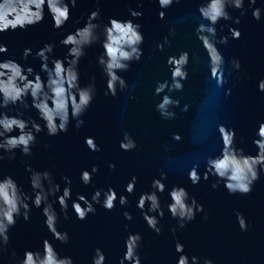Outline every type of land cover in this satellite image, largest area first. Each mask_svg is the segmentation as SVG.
I'll return each mask as SVG.
<instances>
[{
  "label": "water",
  "instance_id": "1",
  "mask_svg": "<svg viewBox=\"0 0 264 264\" xmlns=\"http://www.w3.org/2000/svg\"><path fill=\"white\" fill-rule=\"evenodd\" d=\"M137 2L100 0L97 4L95 0H77L76 7L70 9L69 21L59 31H53L45 14L44 21L35 27L0 35V43L8 48L7 56L33 67L34 71L39 70V61L31 56L26 62L21 61L22 50L30 47L34 53L44 43H52L55 45L53 57L63 58L67 49L61 47L58 41L75 27L83 26V21L80 25H73L74 19L81 15L86 18L88 12L97 7L100 9L101 24L106 23L109 17L129 19L128 9L141 11V18L133 22L141 24L144 35L141 60L132 63L128 71L118 73L126 81L124 92H118L115 98L104 95V77L95 63L101 50L98 45L87 48L78 65L80 84L84 86L94 78L96 96L81 117L84 120L82 127L74 129V122H70L68 131L55 137H47L41 132L36 137L31 157H23L16 151L13 160L0 162V176L11 175L25 191L29 190L28 173L24 171L27 164L37 171H51L54 182L61 188L64 183L60 177H69L72 199L76 194L90 198L94 189L110 186L117 192L116 206L106 212L97 205L94 215L78 221L71 212L70 200L68 220L60 217L57 223L58 230L69 234L66 245L52 241L44 228L40 210L33 208L27 222L18 219L9 229L7 251L0 256V264H11L9 253L13 250L18 258H22L25 250L38 249L43 239L52 242L60 256H70L74 264H90L95 248L103 251L106 264H117L123 254L125 224L129 232L139 233L142 237L139 248L141 264H175L174 240L183 244L184 254L210 259L213 264H264V177L253 184L247 196H230L222 184L213 190L210 185L214 179L211 177L208 181L201 180L196 186L187 180L190 168L197 166L198 174L203 175L205 160L218 154L221 147L216 132L218 124L233 128L237 146L248 154H255L251 142L253 133L258 124L264 122V94L256 89L257 82L264 78V11L258 22L252 20L250 10L240 16L238 10L228 9L233 18L240 17V23L223 20L217 23V40L220 35H227L229 26L240 31L239 39H229L225 45L217 44L225 59L222 78L228 72L230 59L238 58L241 63L240 72H232L227 76V83L217 88L208 76L206 53L194 35L196 26L202 23L197 7L203 0H181L180 4L165 10L163 20L156 18L158 8L154 0H143L141 8L136 7ZM244 7H248L247 0ZM254 7H261V0H257ZM169 29L176 35L168 36ZM165 37L169 43L162 51H157L156 44H163ZM180 51L189 53V75L183 90L171 95L180 101V107L187 104L188 111L173 109L176 118L163 120L154 110L160 97H154L152 93L157 81L168 78L164 66L167 56ZM193 57L196 59L193 60ZM41 77L43 79L42 73ZM225 89L231 90L227 97L224 96ZM22 115L25 119L36 118L31 109ZM125 131L137 145L130 152H122L118 148V141ZM173 133L181 136L180 142L171 140ZM87 136L95 138L99 152H89L85 148L83 141ZM109 163L115 164L112 171L108 169ZM93 165L98 171L91 183L83 186L78 179L79 173L82 169L90 170ZM160 172L167 176L164 181L166 190L160 197L162 207L168 202L167 189L177 185L185 187L190 196L203 205L204 212L180 229L165 211L159 222L161 233L156 235L146 227L135 204L138 195L149 190L151 180L159 178ZM133 175L137 177L135 190L127 196L128 204L121 208L119 195H127L123 193V188ZM124 211L131 214L130 221L123 219ZM236 212H240L249 225L244 232L236 224ZM170 229H176L174 235Z\"/></svg>",
  "mask_w": 264,
  "mask_h": 264
},
{
  "label": "clouds",
  "instance_id": "2",
  "mask_svg": "<svg viewBox=\"0 0 264 264\" xmlns=\"http://www.w3.org/2000/svg\"><path fill=\"white\" fill-rule=\"evenodd\" d=\"M99 2L100 0H95V3ZM154 2L158 8L156 18L163 20L165 10L174 4H180L181 0ZM256 4L257 0H247L248 7L245 9V0H203L197 7L202 23L196 26L194 35L206 53L208 76L214 80L217 88L227 83V76L232 72H240L241 63L238 58L230 59L228 72L222 78L225 59L217 44L225 45L229 39H239L240 31L229 26L227 35H220L217 40L216 25L221 20L231 21L232 24L240 23V17L233 18L228 9L238 10L240 16L250 10L252 20L261 21L264 0H261V7H254ZM76 5L77 0H0V35L6 32H23L35 27L44 21L45 14L53 31H59L69 21L70 9ZM142 6L143 0H138L136 7ZM99 16L100 9L97 7L89 11L86 18L81 15L72 21L73 25H80L83 21V26L75 27L58 41L61 47L67 49L63 58L53 57L55 45L52 43H44L34 53L32 48L25 47L20 54V60L26 62L30 56L38 60V71L7 56V45L0 43V162L5 159L13 160L16 151L23 157H31L32 147L41 132L47 137H55L66 133L70 122H74V129L82 127L84 120L81 117L96 96L94 78L84 86L80 84L78 65L87 48L98 45L101 50L95 58V63L104 77V95L115 98L118 92L126 90V81L118 73L128 71L130 65L139 62L143 55L142 26L133 22L141 18L142 12L128 9L129 19L109 17L103 24L99 22ZM175 35L176 33L169 29L168 36ZM168 43V38L165 37L163 44H156V50L162 51ZM188 64L187 51L169 55L165 60L168 78L162 82L157 81L152 93L154 97H160L154 110L163 120L176 118L173 109L188 111L187 104L180 107V101L173 99L171 95L183 90L184 81L189 75ZM256 89L264 94V78L257 82ZM230 91L225 89L224 96L230 95ZM13 109L16 111L13 112ZM29 109L36 113L35 119L23 118L22 113ZM14 132L15 135L12 134ZM216 132L221 145L218 154L205 160L203 175L198 174L197 166L190 168L187 180L192 186H196L201 180L208 181L211 177L214 179L210 185L213 190L222 184L230 196H247L253 184L264 177V122H260L253 133L251 142L256 150L254 155L237 146L233 128L218 124ZM171 140L178 143L181 136L173 133ZM83 143L89 152L100 151L92 136L85 137ZM136 147V142L129 133L123 132L118 141L119 150L130 152ZM114 168L115 164H108L109 171ZM24 171L28 173V191L18 185L11 175L0 176V256L5 255L7 251L9 229L18 219L27 222L33 208L40 210L44 228L52 241L66 245L69 242V234L58 230L57 223L60 217L68 220L70 200L71 212L78 221H84L87 216L94 215L97 205L106 212L116 206L117 192L110 186L106 189H94L90 198L76 194L75 199H72V181L69 177H60L64 183L61 188L60 184L54 182L52 172L48 169L37 171L26 164ZM97 171L95 165L91 166L90 170L82 169L78 177L79 182L88 186ZM166 179V174L160 172L159 178L154 177L151 180L149 190L138 195L135 204L146 227L156 235L161 233L159 222L163 219L165 211L180 229L193 221L197 214L204 212L203 205L199 204L194 196H190L185 187L177 185L167 189L168 202L162 207L160 197L165 193ZM136 183L137 177L133 175L125 184L123 193L127 195L121 194L118 198L121 208L128 204L127 196L133 194ZM122 216L125 221L132 219L128 211L122 212ZM204 218H207L206 213ZM235 220L241 232L249 227L240 212L235 213ZM124 230L126 236L123 239V254L117 264H141L139 248L142 237L139 233L129 232L127 224L124 225ZM170 231L174 235L176 229ZM174 251L177 257L175 264H213L210 259L184 254L183 244L176 240ZM9 260L11 264H74L70 256H60L48 239H43L36 250H25L22 258H18L14 250L11 251ZM90 264H106V257L100 248L93 249Z\"/></svg>",
  "mask_w": 264,
  "mask_h": 264
}]
</instances>
